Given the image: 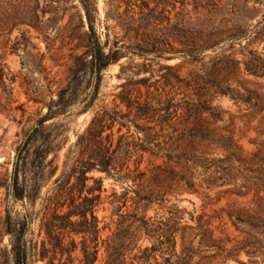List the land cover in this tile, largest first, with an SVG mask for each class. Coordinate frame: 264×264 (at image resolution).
<instances>
[{"label": "rangeland", "instance_id": "1", "mask_svg": "<svg viewBox=\"0 0 264 264\" xmlns=\"http://www.w3.org/2000/svg\"><path fill=\"white\" fill-rule=\"evenodd\" d=\"M182 1L94 0L96 29L101 42L106 43L104 52L117 45L122 56L101 72L97 97L90 102L91 46L80 3L0 0V64L8 75L4 82L16 100L5 110L0 109V264H13V239L8 231L16 233L19 229L24 231L28 264H79L82 248L85 245L91 248L96 242L99 252L94 264H103V240L111 233L103 227L109 224L114 229L118 220L112 215L108 196L113 191L120 193L122 188L96 168L85 173L90 167L88 152L95 149L102 154L108 136L115 144L121 114L127 112L121 97L142 101L158 93L165 97L167 92L173 102L180 103L186 93H193L175 79L176 74L180 78L190 77L202 67L201 62H185L180 52L182 37L178 30L188 16L194 21L223 24L233 30L222 36L217 49L207 52L204 62L208 66L214 56L230 54V45L233 56L241 62L250 57L249 49L264 57V0H237L236 7L227 5L229 0H203L206 7L194 9L190 4L187 13ZM213 4L225 7L218 11ZM150 8L155 10L156 19L151 17ZM168 17L176 27L168 23ZM237 34L240 39L232 38ZM165 76H169L173 85L164 87ZM228 83L244 94L255 91L264 96V76L246 72L243 63ZM32 95H37L40 102L30 100ZM6 97V91L0 87L3 105ZM87 104L89 108L81 111ZM213 105L224 112L223 120L216 123L218 131L231 134L246 154L255 152L258 148L255 141L264 138L259 133L264 110L250 116L248 106L228 95L216 96ZM51 114L57 116L45 121L21 154L17 183L22 198L16 200L13 181L18 150L39 120ZM99 121L103 128L98 127ZM130 130L134 131L131 125ZM126 131V127L121 129L123 133ZM212 151L217 157L227 153L221 148ZM154 163L161 164L162 160L155 159ZM225 188L181 192L170 196L163 205L150 206L146 216L154 224L165 222L172 215L173 204L181 228L176 234V251L193 246V263L264 264L263 257H257L256 263L250 262L245 249L240 248L244 235L232 226L226 214L236 200L244 202L247 198L225 193ZM89 189L93 190L91 195ZM91 206L95 219L89 213L86 219L71 216V221L81 219L74 229L82 231L71 232L67 212L70 209L85 212ZM128 207L131 211V201ZM25 216L27 223L22 228ZM93 223L99 229L96 237ZM205 229L212 231L209 244L200 243ZM156 243L155 238L145 235L139 241L141 247ZM163 257L165 254L158 255V260Z\"/></svg>", "mask_w": 264, "mask_h": 264}, {"label": "trees", "instance_id": "2", "mask_svg": "<svg viewBox=\"0 0 264 264\" xmlns=\"http://www.w3.org/2000/svg\"><path fill=\"white\" fill-rule=\"evenodd\" d=\"M77 1L83 10L87 24L86 33L91 46L89 69L93 89L90 102H93L99 91L101 72L122 56L121 47L115 45L107 53L104 52L106 43L101 42L96 29V3L94 0ZM202 1L183 0L181 5L187 13L189 11L187 6L190 4L194 9L206 7ZM236 1L229 0L227 5L236 7ZM174 5L175 3L172 7ZM224 7L213 4V8L218 11ZM153 11L155 12L154 9H149L151 17L156 19ZM81 22L83 23L82 17ZM168 23L175 26L171 17H168ZM178 31L182 37V41H179L180 52L185 62L202 63V67L190 77L180 78L178 74L175 75V79L182 82L186 89H192L193 93H186L180 103L173 102V98H169L167 92H164L165 97L158 93L142 101L132 100L129 96L121 97L127 112L121 114L122 121L118 130L120 134L115 144L108 136L102 154L91 149L87 155L90 167L85 169V173L96 168L122 188L120 193L113 191L108 196L113 209L112 215H116L118 220L114 229H111L109 224L103 227V230L111 232L103 240V264H134V261H138L139 264H197L193 263L195 254L193 246H184L180 252L176 251V234L181 228L180 217L173 210V204L170 206L172 215L165 222L154 224L155 222H151V218L146 216V212L150 206L163 205L169 201L170 196H176L181 192L197 191V188L213 190L219 187H227L223 191L237 198H247L244 202L236 200L226 214L232 226L244 235L240 248L245 249L252 260L250 262L256 263L257 257L264 258V138L259 142L255 141L258 144L255 152L246 154L231 134L225 135L218 131L216 123L223 120L224 112L218 105H213L216 96L228 95L236 102H243L248 106L251 109L250 116L261 113L264 110V96L255 91L244 94L232 88L228 81L238 72L241 63L244 64L246 72L264 76V57L249 49L250 57L241 62L233 56V46L230 45L228 49L231 50L230 54L214 56L211 58L212 65L208 66L204 62L208 57L207 52L217 49L223 41L222 36L233 30L223 24L215 26L209 22L194 21L188 16ZM170 36L175 37L173 33ZM232 38L238 40L241 36L237 34ZM167 68L173 69L170 66ZM3 69V65L0 64V87L7 94L5 104L0 101V109L5 110L7 105L16 100L13 99L12 90H8L4 82L8 75ZM167 85H173L169 76H165L164 87ZM147 94L150 95L149 92ZM163 98H167V101H163ZM30 100L40 102L37 95H32ZM89 106L84 105L81 111H86ZM56 116L57 114L55 116L51 114L49 117L46 115L42 117L28 134L23 148L18 150L13 181L16 200L22 198L17 183L21 154L39 134L45 121ZM95 120L96 118L92 120V124H95ZM130 125L134 127L133 132ZM98 127L103 128L104 125L99 121ZM123 127L127 128L124 133L121 132ZM259 127L261 129L259 133L264 134V120L260 121ZM215 148L224 149L226 155L215 156L212 151ZM155 159H161L162 163L155 164ZM92 193L93 190L89 189L88 194ZM130 201L131 211L128 210ZM77 210L70 209L67 218L71 224L70 231L78 234L82 231L74 229L75 225L80 223L81 219H86L88 213L92 219L95 217L93 206L85 212ZM71 216H78L81 219L71 221ZM9 219L8 214V226ZM26 223L27 216L20 226L23 228ZM92 228L96 237L99 229L94 223ZM8 232L13 239V264H28L24 231L19 229L16 233ZM211 234V230L205 229L200 243L209 244ZM144 235L155 238L157 243L141 247L139 241ZM134 250L137 251L136 254L129 256ZM81 252L79 264H94L99 252L97 242L91 248L85 245ZM164 254L165 257L158 260V255L162 257Z\"/></svg>", "mask_w": 264, "mask_h": 264}]
</instances>
